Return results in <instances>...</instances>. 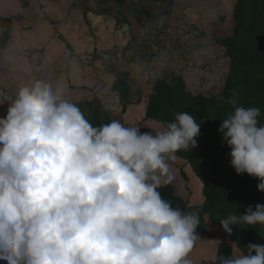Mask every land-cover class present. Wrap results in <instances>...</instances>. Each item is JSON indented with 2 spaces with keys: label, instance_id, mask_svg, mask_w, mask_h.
Returning a JSON list of instances; mask_svg holds the SVG:
<instances>
[{
  "label": "clouds",
  "instance_id": "9594fccd",
  "mask_svg": "<svg viewBox=\"0 0 264 264\" xmlns=\"http://www.w3.org/2000/svg\"><path fill=\"white\" fill-rule=\"evenodd\" d=\"M69 97L63 80L22 78L0 117V260L193 264L199 213L173 207L158 189L173 181L176 153L196 147V117L178 112L144 133L119 120L94 126ZM226 102L233 111L218 131L231 148L230 165L259 179L264 192L260 108L238 105L235 94ZM219 222L228 234L234 225H259L264 238V204ZM209 262L264 264V244Z\"/></svg>",
  "mask_w": 264,
  "mask_h": 264
},
{
  "label": "rangeland",
  "instance_id": "374dc122",
  "mask_svg": "<svg viewBox=\"0 0 264 264\" xmlns=\"http://www.w3.org/2000/svg\"><path fill=\"white\" fill-rule=\"evenodd\" d=\"M18 2L22 10L12 7ZM234 3L7 0L0 4V117L19 79H59L73 102L95 98L110 117L153 132L160 123L147 119L144 107L157 79L178 77L188 91L206 97L223 87L229 59L220 40L232 32ZM118 72L129 74L125 104L112 88ZM171 170V184L184 201L190 204L202 194L185 160L177 156ZM227 243L236 254V245Z\"/></svg>",
  "mask_w": 264,
  "mask_h": 264
},
{
  "label": "trees",
  "instance_id": "16d2710c",
  "mask_svg": "<svg viewBox=\"0 0 264 264\" xmlns=\"http://www.w3.org/2000/svg\"><path fill=\"white\" fill-rule=\"evenodd\" d=\"M232 18L231 34L220 40L229 59L221 90L214 96L206 97L188 91L178 77L157 79L145 105V117L158 123L171 122L176 113L184 111L195 116L200 123V132L195 138L196 147L181 150L176 156L187 162L200 181L202 204H188L176 194L171 183L158 191L173 207L199 213L200 224L196 233L219 239L215 255L222 256L233 255L227 239L243 252H246L249 243L264 244L259 225H234L231 234H228L219 222L230 213L243 214L249 205L254 210L256 204H264V192L257 190L259 179L235 172L230 165L231 148L218 131L222 119L233 111L226 101L234 94L238 105L260 108L258 120L264 123V0H235ZM128 76V72H118L112 84L123 104L130 94L129 84L124 83ZM74 102L94 126L117 120L110 117L103 104L95 98ZM139 131L143 133L141 128ZM205 215L212 225L220 227L221 233L211 234L206 230Z\"/></svg>",
  "mask_w": 264,
  "mask_h": 264
},
{
  "label": "crops",
  "instance_id": "0c3cea01",
  "mask_svg": "<svg viewBox=\"0 0 264 264\" xmlns=\"http://www.w3.org/2000/svg\"><path fill=\"white\" fill-rule=\"evenodd\" d=\"M10 2H11V0H10ZM3 3H5L7 5V0H0V4H3ZM18 3H17V5H15V6L13 5L12 7H14L17 10H22V6H23L22 2L19 3V4ZM1 6L2 5H0V7ZM27 6H28V4H27ZM202 202H203V195L200 194L198 197L193 199V201L190 204H199L200 205V204H202ZM204 222H205L206 230L209 233H211V230H212V229H210V226L212 228L216 229V231H212L211 234L221 233L220 227L212 225L210 222H209V225H208L207 219ZM197 234H198V237H199L200 240L197 242L196 247L194 248V250L190 254V259H192L193 264H210L209 260H210V258L213 255L216 254V250H217V245H218L219 239L213 238V237H211L209 235H204V234H201V233H197ZM232 251H233V249H232ZM0 263L4 264V261L0 260Z\"/></svg>",
  "mask_w": 264,
  "mask_h": 264
}]
</instances>
